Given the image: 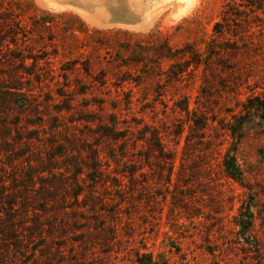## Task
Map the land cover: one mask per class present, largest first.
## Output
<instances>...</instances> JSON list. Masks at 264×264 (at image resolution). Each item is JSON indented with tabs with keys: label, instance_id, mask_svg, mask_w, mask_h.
Listing matches in <instances>:
<instances>
[{
	"label": "rangeland",
	"instance_id": "374dc122",
	"mask_svg": "<svg viewBox=\"0 0 264 264\" xmlns=\"http://www.w3.org/2000/svg\"><path fill=\"white\" fill-rule=\"evenodd\" d=\"M83 1L0 0V264H264V0Z\"/></svg>",
	"mask_w": 264,
	"mask_h": 264
},
{
	"label": "trees",
	"instance_id": "16d2710c",
	"mask_svg": "<svg viewBox=\"0 0 264 264\" xmlns=\"http://www.w3.org/2000/svg\"><path fill=\"white\" fill-rule=\"evenodd\" d=\"M161 53L162 57L169 58L171 60H174L168 67L167 70V78L170 80H177L182 73L186 70L188 66L192 65H206V62L204 61V57L202 56V53L198 51V49L192 47L190 44L183 45L180 48L172 49L169 47L167 39H164V41L161 43ZM214 52V47L207 46V53ZM188 55V60H184L182 62H176L175 60L177 58L185 57ZM223 168L224 171L228 176H230L233 179H238L240 176V171L238 166L236 165L235 159L231 156H227L223 162ZM247 224H249V221H247ZM144 259V260H143ZM138 264H157L152 259V256L150 254H144L141 255V257H138L137 259Z\"/></svg>",
	"mask_w": 264,
	"mask_h": 264
},
{
	"label": "crops",
	"instance_id": "0c3cea01",
	"mask_svg": "<svg viewBox=\"0 0 264 264\" xmlns=\"http://www.w3.org/2000/svg\"><path fill=\"white\" fill-rule=\"evenodd\" d=\"M43 1L41 4L47 6L48 8L57 9V10H73L80 15L91 17L92 13L88 11L84 6L83 0H39ZM45 1V2H44ZM45 3V4H44ZM115 23V22H112ZM117 24H121L123 22H116Z\"/></svg>",
	"mask_w": 264,
	"mask_h": 264
},
{
	"label": "bare ground",
	"instance_id": "6f19581e",
	"mask_svg": "<svg viewBox=\"0 0 264 264\" xmlns=\"http://www.w3.org/2000/svg\"><path fill=\"white\" fill-rule=\"evenodd\" d=\"M185 0H165V3L166 4H172L173 6H174V9H176V10H174L175 12H177V13H179L180 11L181 12H183L182 11V9L185 7V5H183V2H184ZM190 1V0H189ZM43 1H41L40 3H42ZM45 2V1H44ZM189 3V2H188ZM45 4V3H44ZM189 4H191V3H189ZM164 5V4H163ZM187 5V4H186ZM165 6V5H164ZM172 6V7H173ZM161 7V6H160ZM159 7V8H160ZM155 9H156V7H155ZM161 9V8H160ZM159 9V10H160ZM156 10H158V8L156 9ZM156 10H153V11H150L151 12V14H153L152 12H156ZM157 13H158V11H157ZM174 13V12H173ZM181 14V13H180ZM179 15V14H178ZM177 15V16H178ZM148 18V17H147ZM148 23H149V21H148ZM147 23V24H148Z\"/></svg>",
	"mask_w": 264,
	"mask_h": 264
}]
</instances>
